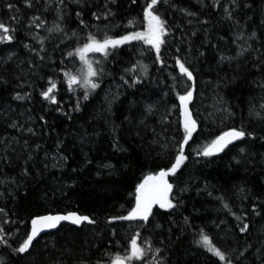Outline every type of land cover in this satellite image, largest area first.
Segmentation results:
<instances>
[{"label": "trees", "instance_id": "16d2710c", "mask_svg": "<svg viewBox=\"0 0 264 264\" xmlns=\"http://www.w3.org/2000/svg\"><path fill=\"white\" fill-rule=\"evenodd\" d=\"M9 2L19 10L18 19H21V25H17L20 29L17 35L20 40H24L25 29L22 25L34 13L39 15L36 11L39 5L28 9L25 7L24 0H0V21L6 25H13L14 22L10 17L17 15L16 12L9 11L7 8ZM177 2L181 6L191 7L193 11L199 7L196 0H177ZM221 2L228 5L229 0H221ZM240 3L241 7L235 15L241 20L244 40L236 39L241 28L222 19V9L214 13L205 12L201 16V19L210 20V24L203 26L209 29L207 33L203 31L201 25H188V18L179 13H173L169 9L165 12L166 18L181 27L179 30L173 29L174 35L166 38L167 43L161 48L163 66L159 62H154L155 52L150 51L148 45L134 41L130 45L123 46L115 60L109 57L107 61H104L107 74L101 89L93 93L89 101L81 99L82 105L86 107L81 112H72L71 120H68L61 111L55 110L57 105L44 101L39 92L47 87V77L51 76L58 84L57 101L64 111L72 109L76 98L82 97V89L77 88L75 93L66 90V86L62 83L60 68L66 65L67 69L75 70L79 67V62L74 63L66 58V53L73 50L77 43L82 42L84 32H81L80 41L67 40L65 42L67 46L61 44L59 49L55 48V45L60 43L59 38H53L50 42L46 41V60L36 70V74L25 76L24 74L28 71L25 64L22 66L24 72L20 73L21 80L18 81L8 72L0 69V72L8 76L11 81L0 90V100L3 101L0 105V140L15 149V152L11 150L7 152L13 161L11 167L0 163V192L5 193L4 197L0 198V207H4L7 213V215L0 214V228L5 229L4 238L11 245L8 247L0 243V259L4 261V264H14L16 261L17 258L11 249L18 246L24 238L25 230L29 229L31 217L48 213L77 212L96 218L98 224L85 223L79 228L63 224L54 231L42 234L38 242H34L35 250L32 255L19 261V264H55L57 261L59 264H80L81 260L86 261L87 264H97V261H100V264H111L117 255H124L125 245L129 243L130 237L135 232L134 223L130 226L127 221H117L115 225L117 235L112 236L110 234L112 226L106 225V220L110 216L126 215L131 210L135 203L136 185L146 175L170 166L175 153L174 148L170 146L175 140L180 139L177 132L179 122L182 120L179 102L175 98V91H170V86L174 83L172 77H177L178 82L180 79L179 68L174 59L177 55L176 47L182 49L179 56L190 60L199 70L196 74L194 100L189 105L199 127L194 134V142H190V145L186 147V152L192 155L186 162V167L178 173L181 185L187 182L191 185L190 191L184 195V206L173 215L172 220L175 224L168 221L166 217H157L158 222L163 225V228L157 231L169 235L167 230L171 228L172 241L168 244L170 251L165 254L169 256L172 264H213L216 258L209 259L210 254L193 245L194 238H198L196 233L203 228L213 242L222 248L226 247L225 240L229 245H233L237 241L238 229L235 225L238 221L232 213L240 215L244 210L248 217L245 222H250L247 239L254 247L246 254L248 259L244 260L243 264H261L260 259L257 258L260 254L256 252V248H260L264 243V204H259L256 198L259 197L261 201H264V162H261L264 144L259 141L253 143L250 140L246 142L251 145L250 150L254 158L248 165V170H232L228 167L237 152V149L232 146H230L231 150H226L219 157H195L193 152L195 149L203 148L220 132L231 127L239 128L241 124L258 135L264 134V123L249 115V102L256 105L257 111L260 110L259 104L264 102V89L258 86L264 83V68L257 70L255 66L258 63L256 57L264 53V24H261V20H264V0H240ZM143 4L144 0H138L137 5H130V0H122L118 8L113 7L117 15L110 21H95L86 13L84 19L91 25L88 31L100 37L103 36L104 31L113 37L132 30L146 31L141 7ZM244 4H251L252 7L245 8ZM73 9L79 11L74 4L70 6L69 11L73 12ZM46 15L51 22L54 14ZM131 19H135L134 29L124 27ZM245 21L246 26H244ZM77 23L73 12V19L67 21L68 28L76 29ZM97 25L100 26V32H96ZM192 30H198L195 37L188 35ZM36 31L41 36L47 35L43 30L36 29ZM253 31L256 33V39L249 40L248 36ZM182 33L186 40H191L193 55L185 56L188 45L186 42L181 43ZM205 37L211 44L205 43L202 47L201 42L205 40ZM245 40L247 44L252 45V52L244 53L243 57L232 61L231 64L227 61L218 64L220 54L234 56L239 51L238 45L247 46ZM233 41L236 42L233 43ZM211 45H217L218 49L212 48ZM4 47L5 45H0V49ZM13 47L21 59L27 56L25 50L18 44H14ZM197 50L205 51V57L194 59V55H198ZM4 54L6 53H0V55ZM49 57L56 63L50 64ZM89 58L102 59L100 54H89ZM61 60L64 61V65L60 64ZM137 60L148 66V78L143 85L137 86L140 91L126 86L121 87L120 76L124 74L123 69L131 67ZM12 71L19 72V69L13 65ZM225 77H227L225 81L227 87L221 83ZM22 81L23 89L17 87V84ZM218 84L219 87H217ZM144 87L151 89V95L148 93L141 95ZM16 91H31L32 99L14 101L11 96ZM116 91L120 92V99L112 106L115 115L111 121L106 122L104 119L108 115L106 96L110 97ZM176 91L182 94L183 86H179ZM164 93L168 95L164 96ZM217 93L228 101L235 112L232 119L225 116L221 122L218 118L219 112L215 101ZM133 100L144 103L160 102L159 111L146 118V126L137 127L138 121H134L132 125L127 122L121 124L123 116L128 114L129 103ZM135 111L133 109V112ZM165 113H167L166 122L162 124L161 115ZM41 116L48 121L46 126L39 119ZM13 120L24 124L25 129L29 126L33 127L38 135L31 136L26 131L19 132L12 129L9 124ZM113 122L118 126L115 132L112 128ZM152 129H155V134ZM85 130L88 137L82 143L81 135ZM12 137L19 138L20 143H11ZM25 139H28L29 145L33 148L37 143L42 145V150L36 156L37 163L33 165L34 170L43 168L44 153H48L49 169L45 170L42 180H38L35 176L25 180L20 176L23 163L21 157L27 155L23 146ZM157 139L167 142L169 145L167 152L161 151L156 143ZM117 141L118 148L127 149V151L122 152L114 148L113 145ZM57 142H62V152H57ZM237 143L240 146H246L245 143ZM0 154H4L3 144H0ZM53 156H57V161H53ZM59 156H66L68 159L62 162L59 161ZM197 159L199 163H196ZM87 160L91 163L86 165ZM53 163H57V166L52 167ZM109 164L114 165V169L105 167ZM73 168L77 171L73 172ZM13 179L20 185L18 190H15L14 197L7 195L14 189V185L8 183ZM168 179L170 183H177L173 177ZM206 182L207 190L200 191L205 188ZM237 186H246L251 190L248 199L241 201L238 198L240 193ZM45 192H47L46 197ZM209 192L212 193L211 196L208 195ZM220 196H224L223 201L217 199ZM224 203H227L229 207L224 208ZM254 204L258 205L257 211L261 213L259 216L251 211ZM184 217L189 218L191 227L185 226ZM151 231L152 229L142 232L141 242ZM151 238L159 246V240L162 237L153 235ZM243 243L244 237L240 236L239 244ZM150 261L151 255L148 257V262Z\"/></svg>", "mask_w": 264, "mask_h": 264}, {"label": "snow or ice", "instance_id": "6c2138e0", "mask_svg": "<svg viewBox=\"0 0 264 264\" xmlns=\"http://www.w3.org/2000/svg\"><path fill=\"white\" fill-rule=\"evenodd\" d=\"M122 0H24L25 7L28 9H36L39 15L33 14L22 26L25 29L24 40H20L17 33L19 28L17 25H21V19H18L19 10L15 8V5L11 2L7 3V8L9 11H14L17 15L10 17L13 21V25H6L4 22L0 21V45H5L3 49H0V53H6L0 55V69L4 72H8L12 78L16 80H21L20 73L24 72L23 65L27 66V73L25 76H30L36 74V70L44 64L47 56L46 41L50 42L53 38H59L60 43L55 45L56 49H59L61 44L65 43L67 40H77L80 41L81 32H84L82 42L76 44L73 50H69L66 53V58L71 59L74 63L79 62V67L75 70L67 69V66L60 68L62 74V83L66 86V90L70 93H75L77 88L82 89V97L78 96L76 102L72 109L69 111H64L57 101L58 84L51 76L47 77V87L40 90L39 95L44 101L50 104L57 105L55 110L61 111L62 114L71 120L72 112H81L86 105H82L81 99L83 101H89L90 96L96 93L98 89H101L103 79L105 77L106 70L104 67V61H107L109 57L113 60L119 55V50L125 46L130 45L132 42H142L149 46V50H154L155 60L154 62H159L163 66V59L161 56V48L167 43V39L174 35L173 29H180V25L171 23L165 16V12L169 9L173 13H179L181 16L188 18V25H201L203 31L207 33L208 28L203 27L204 25L210 24L209 19H201V16L208 13H214L217 10L222 9V19L228 21L230 24L241 28V31L236 35L237 40H244L243 26L241 25V20L235 15V13L240 9V0H229L228 5H225L221 0H196L199 6L197 10L193 11L191 7L181 6L177 0H144L142 7L143 21L146 22V31H127L118 37H113L104 31L102 37L98 36L92 31H88L91 25L87 23L84 19L87 13L91 19L95 21H110L114 18L117 13L113 10V7L118 8ZM138 0H130V5H137ZM75 5L79 11L73 9L74 17L77 19V28L69 29L67 21L73 19V12L69 11L71 5ZM243 7L251 8V4H244ZM95 8L96 10H91ZM163 9V11H162ZM46 14H54L51 22L47 19ZM249 19H251L249 17ZM246 21L245 25L246 26ZM261 24H264V20H261ZM135 19L128 21L127 25L124 27L129 29H134ZM36 29L43 30L47 33L45 36H41ZM107 29V25H105ZM100 26H96V32H100ZM198 30H192L188 35L190 37H195ZM222 39V38H221ZM249 40L256 39V33L253 31L248 36ZM186 42L188 47L185 52V56L193 55L192 42L190 39L185 38L181 35V43ZM236 41H233L235 43ZM247 44V41H244ZM205 43L211 44L210 41L205 40L201 42V46ZM18 44L22 47L27 56L21 59L18 52L14 49L13 45ZM39 45V47H37ZM212 48H217V45H211ZM239 51L236 52L234 56H228L220 54L218 64H223L227 61L231 64L234 60H239L244 56V53L252 52V45L247 44V46L238 45ZM182 51L181 47H176L175 52L177 55L174 57L175 64L179 68V82L178 78L173 76V85L170 86V91H175V98L178 100V107L180 109V115L182 120L179 122L177 132L180 135L179 140L170 146L174 148L175 153L170 161V166L160 168L158 172L150 173L146 175L143 180L138 183L135 187V203L130 211L126 215L110 216L106 220V225L112 226L110 229V234L112 236L117 235L116 222L117 221H127L130 226L134 223L135 232L134 235L130 237L129 243L125 245L126 251L123 256L117 255L115 259L111 261V264H172L171 259L165 253L169 252L168 244L172 241L171 228H168L169 235H164L163 232L157 231L163 228V225L158 222L157 217H166L168 221L175 224L172 220L173 215L181 207L184 206V195L191 189L190 182L183 185L179 183V175L182 168L186 167V162L189 161L192 154L186 152V147L190 145V142H194V134L198 131V121L193 117V113L189 108L194 100V93L196 92V81L198 69L194 67L190 60L182 59L179 53ZM198 55H194V59L204 58L205 51L197 50ZM89 54H100L102 59L95 60L90 59ZM142 54V53H141ZM258 63L255 65L257 70L264 68V53L256 57ZM50 64H55L56 61L48 58ZM61 65H64V61H60ZM13 65L19 72H13ZM123 73L120 76L122 81L121 87L126 86L129 89L135 88L140 91L138 85H143L144 81L148 78V66L142 64L139 60L131 67H125ZM227 77L223 78L221 83L227 87ZM10 79L5 76L3 72H0V90L4 89L5 86L10 84ZM191 82V83H189ZM23 81L17 84L18 88L23 89ZM183 86L184 91L181 94L176 89L179 86ZM220 85L218 84L217 87ZM261 89H264V83L258 84ZM148 93L151 95V89L144 87L141 95ZM133 95H135L133 93ZM168 93H164L167 96ZM14 101H30L32 99L31 91H16L14 95L11 96ZM120 99V92L116 91L112 93L110 97L106 96L107 101V113L108 115L104 117L106 122L111 121V118L115 115L112 111L113 104ZM216 109L219 112V119L223 122V118L226 116L232 119L235 116V112L232 110L228 101L222 95L217 93L215 97ZM3 101L0 100V105ZM159 101H153L151 103H144L143 101L133 100L129 103L128 114L123 116L121 124L127 122L132 125L134 121H138L137 127L146 126L145 120L147 117L153 116L157 111H159ZM176 107V105H174ZM133 109L136 111L133 112ZM259 111L256 110V105L249 102V115L255 118L257 121L264 123V102L259 104ZM167 113L161 115V123L166 122L165 116ZM31 119V117H29ZM39 119L46 126L48 121L43 117ZM26 123V122H25ZM9 127L15 129L19 132L26 131L31 136L38 135L33 127H27L25 129L24 124H21L13 120ZM118 126L112 123L113 132H115ZM155 134V129H152ZM139 134V133H137ZM88 133L85 130L81 135V142L87 140ZM252 141L253 143L259 141L264 144V134L258 135L255 131H249L244 127L243 124L239 128L231 127L226 131L220 132L218 135L214 136L210 142L201 149L193 150L195 157L212 158L219 157L221 153H225L226 150H231L230 146L237 149L236 155L232 157L229 162L228 167L232 170H248V165L253 162V156L251 152V145H248L247 141ZM245 143L246 146H240L239 143ZM11 143H20L19 138L12 137ZM156 143L161 148L162 152H167L169 150V145L167 142H162L157 139ZM0 144L4 145V154H0V163L5 164L8 167L12 166V158L7 155V152L11 150L15 152L14 148H10V144H5L3 140H0ZM23 146L27 152L26 156L21 157L23 163L21 165L20 176L25 180H30L34 176L38 180H42L44 177L45 170L49 169V164L47 162L48 153H44L43 168L34 170L33 165L37 163L36 156L42 150V145L37 143L33 148L29 145L28 139L23 141ZM119 151H127V149L118 148V141L113 145ZM30 149V150H29ZM57 152H62V142H57L56 144ZM159 155V153H158ZM53 161H57V156H53ZM68 157L59 156V161L66 162ZM200 161L197 159L196 163ZM261 162H264V154L261 155ZM91 161L87 160L86 165L90 164ZM57 163H53L52 167H56ZM109 169H114V165H105ZM73 172L77 169L73 168ZM169 177L175 178L176 184L169 182ZM192 178L190 177V180ZM8 183L14 185V189L10 190L7 195L13 196L15 190H18L20 185L16 184L13 179ZM175 189V190H174ZM207 190V182L205 183V188L200 189V191ZM237 190L240 193L238 197L241 201L249 198L250 189L246 186H237ZM54 194V192H53ZM5 193L0 192V198L4 197ZM27 195V192H25ZM45 197L47 192H45ZM208 195H212L211 192ZM217 199L223 201L224 196H220ZM259 204H264L259 197L256 198ZM224 208H228L227 203L223 204ZM257 204L252 206V213L259 216L261 213L257 211ZM154 209L156 211H154ZM0 214H5V208L0 207ZM238 223L235 228L238 229L237 241L233 245H229L227 240L224 241L226 247H221L213 242L210 236L200 228L196 233L198 238H194L193 245L196 248H202L206 253L210 254L209 259L216 258L213 264H243L244 260L248 259L246 254L254 246L247 239V234L250 231V222H245L248 217L244 210L241 211L240 215L232 213ZM66 221L70 225H75L79 228L85 223L88 225H97L98 220L89 215H81L77 212H68L66 214H46V215H35L30 219V229H26L24 233V238L18 243V246L12 248L13 255L17 258L14 264H19V261L24 260L27 256H31L32 252L35 250V243L38 242L40 234L45 230L56 229L61 222ZM7 222V221H5ZM184 224L187 227H191L189 223V218L184 217ZM152 229L148 233V236L143 238L141 242L142 232H146ZM3 233L5 229L0 228V243L11 247L8 240L4 238ZM18 234V231H17ZM153 235L157 237H162L159 240V246H157L154 240L151 238ZM227 235V234H226ZM240 236L244 237V243L239 244ZM178 239V237H177ZM223 239V238H222ZM167 241V243H166ZM256 252L260 255L257 257L260 259L261 264H264V243L261 244L260 248H256ZM151 255V261L148 262V257ZM0 264H4V261L0 259ZM59 264V261L55 262ZM80 264H87L86 261L81 260ZM100 264V261H97Z\"/></svg>", "mask_w": 264, "mask_h": 264}, {"label": "water", "instance_id": "95a60500", "mask_svg": "<svg viewBox=\"0 0 264 264\" xmlns=\"http://www.w3.org/2000/svg\"><path fill=\"white\" fill-rule=\"evenodd\" d=\"M66 213H68V212H66ZM66 213H48V214H52V215H56V214H66ZM44 215H46V214H44ZM62 224H68V225H70L68 222H66V221H63V222H61V224L60 225H62ZM29 225H30V222H29ZM59 225V226H60ZM58 226V227H59ZM71 226H75V225H71ZM57 227V228H58ZM75 227H77V226H75ZM56 228V229H57ZM55 229H50V230H45L44 232H42L41 234H40V236L42 235V234H45V233H48V232H50V231H54Z\"/></svg>", "mask_w": 264, "mask_h": 264}, {"label": "bare ground", "instance_id": "6f19581e", "mask_svg": "<svg viewBox=\"0 0 264 264\" xmlns=\"http://www.w3.org/2000/svg\"><path fill=\"white\" fill-rule=\"evenodd\" d=\"M63 225V224H62Z\"/></svg>", "mask_w": 264, "mask_h": 264}]
</instances>
